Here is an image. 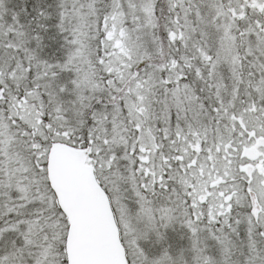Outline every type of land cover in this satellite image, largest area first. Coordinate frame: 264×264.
<instances>
[{"label": "snow or ice", "instance_id": "snow-or-ice-1", "mask_svg": "<svg viewBox=\"0 0 264 264\" xmlns=\"http://www.w3.org/2000/svg\"><path fill=\"white\" fill-rule=\"evenodd\" d=\"M0 264H264V0H0Z\"/></svg>", "mask_w": 264, "mask_h": 264}]
</instances>
